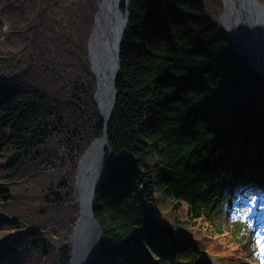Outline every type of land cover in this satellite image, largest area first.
<instances>
[{
	"label": "trees",
	"instance_id": "trees-1",
	"mask_svg": "<svg viewBox=\"0 0 264 264\" xmlns=\"http://www.w3.org/2000/svg\"><path fill=\"white\" fill-rule=\"evenodd\" d=\"M102 2L0 0V200L13 209L0 203V264H70L76 166L104 131L87 58ZM127 13L93 264H209L230 247L239 264L212 217L241 188L264 197V77L222 34V0H132Z\"/></svg>",
	"mask_w": 264,
	"mask_h": 264
},
{
	"label": "water",
	"instance_id": "water-1",
	"mask_svg": "<svg viewBox=\"0 0 264 264\" xmlns=\"http://www.w3.org/2000/svg\"><path fill=\"white\" fill-rule=\"evenodd\" d=\"M131 2L103 0L89 39V63L97 89L94 100L104 131L82 160L84 165L90 162V168L85 177V188L80 194V217L71 239L70 264H93L101 253L103 235L94 209L96 195L107 175L106 160L113 157L107 127L116 108L120 51L129 25L127 8ZM222 5L223 15L218 24L222 34L233 50L247 60L249 68L264 77V5L259 0H222ZM77 184H81V176Z\"/></svg>",
	"mask_w": 264,
	"mask_h": 264
},
{
	"label": "rangeland",
	"instance_id": "rangeland-1",
	"mask_svg": "<svg viewBox=\"0 0 264 264\" xmlns=\"http://www.w3.org/2000/svg\"><path fill=\"white\" fill-rule=\"evenodd\" d=\"M4 31L7 33V29H4ZM3 40L4 38L0 37V43H2ZM88 44H89V41H88ZM87 58H89V55H87ZM95 87H96V82H95ZM96 92H97V89L95 90V94ZM49 138L52 141L51 145L57 148V151H58L57 153L65 155L67 149L64 146V144L61 142L63 140H60L61 136L54 134L50 136ZM95 142L96 141H94L91 144V146ZM91 146L88 148V150H90ZM88 150L86 151V153L88 152ZM81 161L82 159L80 160V162ZM65 175H67V172H65ZM61 176L64 177L63 172ZM55 177H60V171L58 168L56 170H51L49 172V175H47L44 178L39 177L38 181L47 182L46 180L53 179V178L56 179ZM2 178L3 180L5 179L7 183H9V180H7L8 177L3 176ZM8 187L10 188V186L6 184L5 188L8 192H10V189ZM70 192L71 191L69 190V188H65L63 191H60L61 195L65 196L66 199H68L69 195L67 194ZM21 196H23L22 198L24 200L28 199L27 198L28 196H24V195H21ZM255 199H256L255 204L251 206L247 207V203L249 202L247 203L238 202L233 205H229L227 208L220 210V212L214 214V217H212L213 222L215 223L216 227H218V229H220L224 233V235H228V236L233 235L234 239L244 244L245 249H247L249 256L247 255L245 258H243L239 264H264V199L261 197H256ZM9 201L6 202L5 200L1 199L0 203L2 204L3 209L6 208L9 211L10 210L13 211V209L10 206L7 207ZM71 202H72V199H71ZM42 203L41 202L38 203V206H41ZM72 203L74 204V202ZM10 204H12L14 208L16 207L13 203L10 202ZM77 205L79 209V202ZM174 207H175L174 203L163 201L161 202V206H160L161 213L167 216V218H170V217L177 218L179 215H178V212L175 210L176 207L175 208ZM19 208L21 210L22 207H19ZM0 209L2 208L0 207ZM74 229H75V226H74ZM235 251H236L235 248H232V247H230L229 251L226 253H217V252L215 253L213 250H211L210 251L211 253H209L210 255H208L206 259L209 260L211 264H227L230 261L231 254L234 255ZM231 261L236 262V260H233V259H231Z\"/></svg>",
	"mask_w": 264,
	"mask_h": 264
},
{
	"label": "bare ground",
	"instance_id": "bare-ground-1",
	"mask_svg": "<svg viewBox=\"0 0 264 264\" xmlns=\"http://www.w3.org/2000/svg\"><path fill=\"white\" fill-rule=\"evenodd\" d=\"M92 72V71H91ZM94 77V76H93ZM94 80H95V78H94ZM99 99H100V97H98ZM105 100V99H104ZM94 102H95V100H94ZM96 105V104H95ZM97 108V107H96ZM98 110V109H97ZM100 111L102 112V107H100ZM98 114H99V112H98ZM100 116V115H99ZM84 157H82V160H84L83 159ZM89 168H90V162H88L86 165H84L83 163H82V161L76 166V172H75V191H76V194H77V197H78V202H79V217H80V194H82V192H83V190H84V188H85V183H86V175L89 173ZM80 176H81V184L83 185V188H82V186H81V184H79V186H78V184H77V180H78V178H80ZM78 220H79V218H78ZM78 222V221H77ZM76 222V223H77Z\"/></svg>",
	"mask_w": 264,
	"mask_h": 264
}]
</instances>
